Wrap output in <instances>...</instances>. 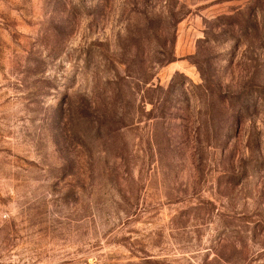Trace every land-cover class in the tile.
<instances>
[{
  "label": "rangeland",
  "instance_id": "rangeland-1",
  "mask_svg": "<svg viewBox=\"0 0 264 264\" xmlns=\"http://www.w3.org/2000/svg\"><path fill=\"white\" fill-rule=\"evenodd\" d=\"M0 264H264V0H0Z\"/></svg>",
  "mask_w": 264,
  "mask_h": 264
}]
</instances>
